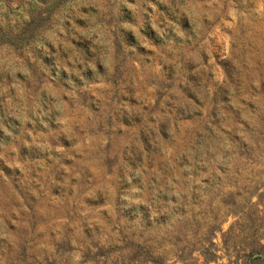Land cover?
<instances>
[{
	"label": "rangeland",
	"instance_id": "rangeland-1",
	"mask_svg": "<svg viewBox=\"0 0 264 264\" xmlns=\"http://www.w3.org/2000/svg\"><path fill=\"white\" fill-rule=\"evenodd\" d=\"M0 264H264V0H0Z\"/></svg>",
	"mask_w": 264,
	"mask_h": 264
}]
</instances>
